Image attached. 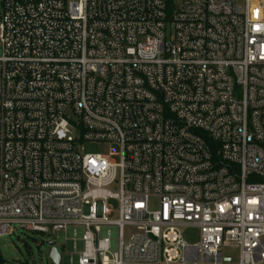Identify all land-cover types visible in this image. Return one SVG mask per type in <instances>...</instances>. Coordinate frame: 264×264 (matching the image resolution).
<instances>
[{
    "label": "built area",
    "instance_id": "1",
    "mask_svg": "<svg viewBox=\"0 0 264 264\" xmlns=\"http://www.w3.org/2000/svg\"><path fill=\"white\" fill-rule=\"evenodd\" d=\"M0 47V235H63L69 264H264V0H3Z\"/></svg>",
    "mask_w": 264,
    "mask_h": 264
},
{
    "label": "rangeland",
    "instance_id": "2",
    "mask_svg": "<svg viewBox=\"0 0 264 264\" xmlns=\"http://www.w3.org/2000/svg\"><path fill=\"white\" fill-rule=\"evenodd\" d=\"M2 3L0 0V23L2 17ZM1 54V47H0ZM78 134L77 131H74ZM119 147L110 143H85L79 147L81 154L86 155H108L111 151L119 152ZM112 205L117 208V203L112 202ZM150 210L154 211L158 207V200L153 199L150 203ZM85 214H88V207H85ZM15 233L13 235H0V264H52L49 261L51 251L50 244L53 243L59 254L65 257H76L68 250L67 243L64 242L62 235H42L24 232L16 225L13 226ZM180 232L186 243L193 245L199 242L200 231L192 226H183ZM136 233V229H126V240H129ZM225 257H232L234 264L238 263L239 250L230 246L222 250ZM63 264L64 260H63Z\"/></svg>",
    "mask_w": 264,
    "mask_h": 264
},
{
    "label": "water",
    "instance_id": "3",
    "mask_svg": "<svg viewBox=\"0 0 264 264\" xmlns=\"http://www.w3.org/2000/svg\"><path fill=\"white\" fill-rule=\"evenodd\" d=\"M81 243V242H79ZM50 247L52 248L51 251H50V254H49V261L52 263V264H63V260H64V263L67 264V260H69L70 257H65L63 258L58 250L55 248L54 244L51 243L50 244Z\"/></svg>",
    "mask_w": 264,
    "mask_h": 264
},
{
    "label": "crops",
    "instance_id": "4",
    "mask_svg": "<svg viewBox=\"0 0 264 264\" xmlns=\"http://www.w3.org/2000/svg\"><path fill=\"white\" fill-rule=\"evenodd\" d=\"M62 237H63V240H64V236H63V235H62ZM72 249H73V244L70 243V244L68 245V250L72 251ZM77 250H78V252L82 250V244H81V243H78V244H77ZM66 263L69 264V260H67Z\"/></svg>",
    "mask_w": 264,
    "mask_h": 264
}]
</instances>
